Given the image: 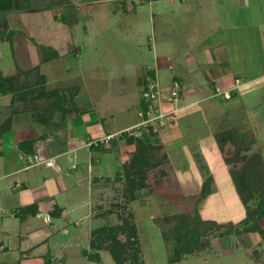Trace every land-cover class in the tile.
<instances>
[{
	"label": "rangeland",
	"instance_id": "1",
	"mask_svg": "<svg viewBox=\"0 0 264 264\" xmlns=\"http://www.w3.org/2000/svg\"><path fill=\"white\" fill-rule=\"evenodd\" d=\"M20 1V8L0 11V19L6 21V27H2L3 33H0V73L11 74L17 67L38 65L31 78L44 73L46 87L58 89V95L63 99L55 107H44L52 111L51 114H60L59 108L64 104L74 106L73 110L80 112L92 108L101 125L106 128L110 126L113 130L139 122L141 112L145 119H149L145 125H140L142 135L157 136L154 141L158 143L164 141L156 155L164 154L166 159L149 169L147 176L150 179L147 177L146 180L149 186L135 191V199L129 203H119L118 206L111 203L109 214L98 215L97 221H93L98 223L93 225L95 228L102 222L116 225L122 223V219L136 225L134 246L137 247V262L127 256L122 264L166 262L170 244L160 233L163 224L160 219L172 213L192 214L195 211L201 218L219 223H239L244 216L245 206L232 178V171L240 167V162L232 155L235 148L241 146L240 153L260 152L264 162V76L259 77L264 73V0H197L198 3L196 0H65L66 7L63 8L55 0ZM14 2L12 0L10 4L14 6ZM45 5L51 7L48 9ZM48 11L51 14L64 11L62 21H54ZM4 29L15 30L11 42L1 38L6 34ZM218 42L223 43L234 71L246 68L251 76V80H248V77L240 75L236 86L232 87L235 90L231 96L230 90L224 91L218 86L215 91L209 88L203 81L205 73L196 69L197 65L189 58L191 51L198 46ZM43 44L53 48L57 56L42 62L39 45ZM159 52L169 55L176 74L183 73L186 70L184 66L193 65L192 74L203 82L202 90H194L182 103L183 89L170 80L172 70L154 66V57ZM154 68L156 79L152 80L150 74ZM145 76L151 79L150 83ZM253 76L258 78L252 79ZM145 80L148 87L153 84L154 90L159 93L150 106H146L141 96ZM172 90H175L179 101H170ZM179 91L181 96L178 95ZM193 100L198 104L188 108L187 103ZM43 101L45 98H41L38 104L44 106ZM162 101L167 105H163ZM7 104L8 99H0V106ZM176 104L183 106L175 112V117L180 115L181 120L173 125L172 114ZM185 104L187 108H184ZM163 114L158 125L160 128L156 126L155 134L149 135L146 125L153 122L155 127L153 117ZM8 115L14 119L13 113ZM4 117H0V122ZM17 117L16 127H24L25 119L19 120L20 116ZM205 131L210 132L216 140L221 135L229 140L223 149L217 147V142V146H213L211 140L208 144L204 140L198 142V138L202 137L197 136ZM132 133L137 134V130H131ZM192 133L197 136L193 137ZM54 138L58 142L61 140V137ZM183 138L186 144H180ZM3 144L4 141L0 143V149L4 148ZM8 153L9 150L2 152L4 155ZM87 153V149L78 151L75 160L82 171L81 164L88 159ZM64 159L63 164L69 162ZM71 162L74 164V160ZM146 164L142 166L147 167ZM162 172L163 177L160 175ZM205 173L211 179L210 193L202 197L201 187L207 178ZM39 174L50 176L48 183L53 184L50 171L40 169ZM64 182L67 184V181ZM76 185L82 188L77 178L73 181V189ZM122 185V181L118 182V188L113 192V203L123 200L119 191ZM75 190V193H80L79 197L83 196L81 190ZM66 191L71 199L73 192L69 193L68 186ZM15 193L24 192L17 190ZM15 203L14 200L9 201L8 205L12 208ZM105 205L108 208L109 205ZM78 215H72L67 225L71 226L72 218ZM100 217L103 219L99 222ZM2 219L13 223L12 233L19 228L23 231L30 227L29 223H19L13 217ZM44 220L40 227L42 235L46 228H50L53 237H68L55 231L56 227L62 225V220H54V227L48 226ZM38 222H42V218ZM259 225L264 229V216ZM88 234L86 228L81 232V238L86 239ZM118 237L124 239L123 234L119 233ZM208 239V247L186 256L177 264H264V236L257 232L237 231V227H234L229 233L212 231ZM8 243L5 239L4 244ZM81 250L79 247L73 248L70 260L62 264H117L106 250L100 251L99 262L78 254L77 251Z\"/></svg>",
	"mask_w": 264,
	"mask_h": 264
},
{
	"label": "crops",
	"instance_id": "2",
	"mask_svg": "<svg viewBox=\"0 0 264 264\" xmlns=\"http://www.w3.org/2000/svg\"><path fill=\"white\" fill-rule=\"evenodd\" d=\"M55 1L62 8L66 7L64 4L65 0ZM45 6L48 9L51 7V5ZM63 13L64 11L60 14H50L54 21L61 22ZM63 28L66 31L65 25H63ZM222 45V42H218L216 44L207 43L204 46H198L191 51L189 58L191 60L190 62H194L197 65L196 69L198 68L205 73V79L203 81L207 83L209 88L212 87L213 91H215V87L218 86L220 89H224V91L230 90L231 92L233 90L232 87L236 86V81L240 79V75L248 77V80L251 76L248 73L249 70L246 68L234 71L229 64L227 51L223 48L224 45ZM159 53L154 57V63L156 64L154 66L158 69L168 67L172 70L170 80L176 82V86H182L180 89H183L180 100L182 103L186 96H189L194 90H202L203 82L192 74L195 68L193 65L184 66L186 70L183 73L177 72L178 74H176L173 71L169 55L162 52ZM262 76H264V73L259 77ZM256 78L258 77H252V79ZM208 96L209 94L205 97ZM0 99H8L7 106H0V117L6 116L9 113L14 114L13 124H11L10 128L0 138V143L4 141V148H1L0 151H10L7 155L0 154V251H2L0 264H14L18 259L19 264H44V257L47 255L52 260L51 264H62L70 260L73 248L79 247L81 249H87L85 247L89 245L90 232L95 228L93 225L98 224L94 223L98 219L96 216H105L106 213L109 214L107 211L111 209L109 207L111 203L113 204V199H115L113 192L118 188V181L114 177L117 172L121 171V177L124 179L123 163L129 153L134 150V137L138 134L144 143L153 147L161 146L162 148L164 141L158 143L154 141L157 136L148 137L144 134L142 135L143 129L134 126L137 121L113 130L110 129V126L107 128L103 127L101 122L93 114L94 110L92 108L86 109L85 111L81 110V112L71 111L67 113L64 117L63 124L60 125L58 123L57 130L46 128L42 124L34 123L32 113L24 110L25 108L23 106L14 112L10 104V94H0ZM77 102L80 103L78 100ZM15 103L14 105L16 106L17 104ZM162 104L167 105L163 101ZM187 104L189 108L198 103H195V100H193ZM187 104L184 105V108H187L185 107ZM182 106V104H176L174 107L175 111L172 114L174 121L171 122L173 125L181 120L180 115L175 117V112L179 111ZM17 116H20L19 120L21 118L25 119L24 127H16L18 124L16 122L18 120ZM58 116L59 114L53 113L50 119H56ZM184 119H186V116H184ZM129 129H136L137 134H131L130 131L125 138H113L112 141L103 142V145L95 149L90 148V144L94 143V141L109 135L115 137L121 131ZM39 135L45 136L44 138H37ZM54 136L61 137L60 142ZM195 136L197 135L194 134L193 137ZM197 137H202L198 138V142L199 140L201 142L204 140L208 144V141L211 140L213 146H217L216 140L208 131L199 134ZM29 139L36 140L33 145L35 150L33 154H25L17 148L18 142ZM60 143L63 144L61 145ZM183 143L186 144L185 138H183L180 144ZM82 149L88 150L86 154L88 159L82 162L84 164H81L83 171L80 170L75 161L78 158V151ZM64 158L69 162L63 164ZM72 160H74V164L71 162ZM40 169L52 173L51 178L53 179V184L48 183L50 181L48 177L50 176L39 174ZM71 170H77V172H71ZM75 178L78 179L80 186H82L81 189L77 187L79 185H76L73 189V181ZM64 180L67 181V184ZM67 186L70 188L69 193L73 192L70 194L72 195V198L70 196L71 199L67 195ZM75 189L81 190L83 196L81 195L79 197L78 195L80 193H75ZM17 190H23L24 193H15ZM13 200L16 203L11 208L8 203ZM29 204L36 205L38 211L35 215L26 214L22 219L14 215L16 209ZM105 204L109 205L108 208L105 207ZM54 207L60 209V214L56 217H51L48 213ZM77 213L79 215L74 216L71 220V226H68L67 224L69 223L67 221L70 220L72 215H77ZM8 216L17 219L19 223H29L30 227L25 228L23 231L22 228H19L15 233H12L11 228L14 227L13 223L6 222L2 219V217ZM40 218H42V222H38ZM44 219H46V224L51 227H54V220H62V225L56 227L55 231L58 233L62 232L68 237L64 239H59L56 236L53 237L50 228H46L45 233L42 235V229L40 227L43 226L41 223H45ZM102 219L100 217L99 222ZM100 225L105 224L102 222L98 226ZM86 228L89 234L83 240L81 238V232ZM5 239L12 244L10 245L8 243L5 245ZM84 243L86 244L83 245ZM37 249L39 251L36 252ZM77 253L81 254L79 251Z\"/></svg>",
	"mask_w": 264,
	"mask_h": 264
},
{
	"label": "trees",
	"instance_id": "3",
	"mask_svg": "<svg viewBox=\"0 0 264 264\" xmlns=\"http://www.w3.org/2000/svg\"><path fill=\"white\" fill-rule=\"evenodd\" d=\"M14 1L15 5L12 6L10 4L12 0H0V11H10L12 7H15V9L20 8L22 2L20 0ZM2 27H6V21L0 19L1 34L3 33ZM4 31H6V34L4 33V37L1 38H7V40L11 42L15 30L4 29ZM39 46L42 52V62H46L53 56H57V52L53 48H49L45 45ZM50 51H52V53H50ZM37 66L38 65H35L31 68L24 69L17 67L15 72L11 74L3 75L0 73V94H10V104L14 112L23 106L25 108L24 110L32 113L34 123L42 124L46 128L57 130L58 123L60 125L63 124L65 115L74 111V106L69 107L64 104V106L59 108L61 111L59 116L56 119H50L51 115H53L51 114L52 111L49 112L44 107L46 105H48V107H55V105L59 103V100L63 99L58 95V89H48L46 87L45 82L47 79L44 73L40 72L34 79L31 78L33 77V71H37ZM155 73L156 69L154 68L150 74L152 80L156 79ZM151 79H147L149 83ZM147 80L143 82L142 92L149 88ZM232 91L230 92V96ZM178 95L181 96V91L178 92ZM41 98H45V101H43V104H45L44 106L38 104ZM172 98L171 96L170 101ZM15 102H17L16 106L14 105ZM12 120V117L9 115H6L2 119L0 122V138L1 135L10 128ZM131 130L133 129L123 130L118 135H115V137L111 136L107 141H112L113 138H125ZM147 130L149 135L155 134L151 126H148ZM44 136L45 135H39L37 138H44ZM238 139L239 138L233 140V142H236ZM227 140L229 139H224V136L221 135L220 138L216 140L218 147L223 149ZM35 141V139L20 141L17 144V148L25 154H33L35 152L33 148ZM103 142L99 140L94 141V143L90 144V148L95 149L103 145ZM240 147H236V151L232 155L235 159H238L237 162H240V167L232 171V178L235 188L240 194V200L245 206L244 216L240 219L239 223H232L230 221L219 223L213 219L201 218L198 212L195 211L192 214L181 212L164 216L160 219V221L163 220L160 233L164 240L170 244V252L164 264H177L186 256L195 254L202 248L208 247L210 245V239H208L209 233L211 234L212 231L214 233L223 234L232 232L233 228L237 227V231L246 230L251 233L257 232L264 236V229L259 225V221L264 216V162L260 152L242 154L239 152ZM160 148L161 146L153 147L144 143L143 139L138 136V134L134 137V150L129 153L127 159L123 163L124 179L121 177V171L117 172L114 177L116 181H122L123 183L122 187L119 189L122 193L123 200L113 203V206H118L124 202H131L135 199V191L148 186L146 180L149 178L147 176L149 169L151 166L157 165L158 161V164H161L162 160L166 159L164 154L160 156L156 155V151ZM0 154H2V151H0ZM145 162L147 163V167L142 166ZM163 173L164 172L160 173V175H163ZM204 175L206 176L207 174L205 173ZM210 180V176L207 175V178L203 181L200 194L202 197L210 193ZM37 211L35 204H29L16 209L14 215L22 219L26 214L35 215ZM109 211L110 210L107 212ZM48 214L51 217H56L60 214V209L54 207ZM128 215L131 216L130 213H128ZM122 220V223L116 225L105 224L93 228L90 232L88 245L90 250L83 248L81 254L88 260L99 262L100 251L106 250L117 264H122L123 259H126L127 256H131L135 261L137 259V247L134 246V243H136L137 239V228L132 221L128 219ZM239 224H241L240 226L242 227H239ZM221 228L223 229L221 230ZM119 233L124 235L123 240L118 237ZM51 262L52 260L48 255L44 257V264H51ZM14 264H19V259Z\"/></svg>",
	"mask_w": 264,
	"mask_h": 264
},
{
	"label": "built area",
	"instance_id": "4",
	"mask_svg": "<svg viewBox=\"0 0 264 264\" xmlns=\"http://www.w3.org/2000/svg\"><path fill=\"white\" fill-rule=\"evenodd\" d=\"M154 88V86H153V84H150V86H149V89L148 90H145V91H143L142 92V100H143V102L146 104V106H150V105H153L152 104V102L155 100V98L157 97L156 95H158L159 93L156 91V90H154L153 89ZM170 94H171V96L173 97L172 98V100L171 101H173L174 99L175 100H177L178 99V97H177V94H176V92H175V90H172L171 92H170ZM224 95H227V93H225ZM146 110V109H145ZM139 115H140V117H141V120L139 121V122H137L134 126L136 127V128H140V125L141 124H143V125H145L147 122H148V120L149 119H145L142 115H141V112H139ZM164 115L165 114H163V115H156V116H154L153 117V119H155V127H154V124H153V122H151V124H149V125H146L147 127L148 126H151L152 127V131L153 132H156L157 130V128H156V126H158L160 123L159 122H161V120H162V118L164 117ZM144 118V119H143ZM158 120V121H157ZM154 121V120H153ZM147 127H146V129H147ZM159 127V126H158ZM160 128V127H159ZM148 131V130H147ZM111 136L109 135V136H105V137H103L102 139H99V141L100 142H106L109 138H110Z\"/></svg>",
	"mask_w": 264,
	"mask_h": 264
},
{
	"label": "water",
	"instance_id": "5",
	"mask_svg": "<svg viewBox=\"0 0 264 264\" xmlns=\"http://www.w3.org/2000/svg\"><path fill=\"white\" fill-rule=\"evenodd\" d=\"M236 229V228H235Z\"/></svg>",
	"mask_w": 264,
	"mask_h": 264
}]
</instances>
